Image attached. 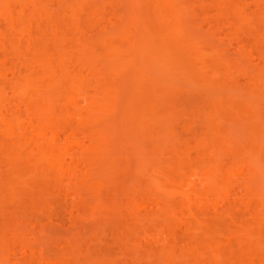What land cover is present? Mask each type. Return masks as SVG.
<instances>
[{
    "label": "bare ground",
    "instance_id": "obj_1",
    "mask_svg": "<svg viewBox=\"0 0 264 264\" xmlns=\"http://www.w3.org/2000/svg\"><path fill=\"white\" fill-rule=\"evenodd\" d=\"M52 1L0 0V35L2 36L0 38L3 39H0V52L6 53L5 60L0 61V249L6 252L4 256L2 255L3 257L0 256V264H14L20 254L25 257L24 249L28 246L27 241L23 240L22 230L19 231L20 224H16V219V223H14L17 228L15 229L13 225L12 230L9 229L12 226L6 227L11 221L8 222V225L5 222L11 219L9 215L20 217L21 214H17L18 212L15 211L19 208L18 204L25 205L26 202L29 204L32 202V205L37 206V210L44 204L45 207L42 208H46L47 195L51 190H66L63 193L66 195L67 190L75 188L76 184L73 181L75 178L83 177L85 182V172L90 171V169H85L91 162L85 158L90 159V156L87 155H92L93 152V155L96 154L94 156L96 158L97 151H99V147L96 145L101 140V135L97 132V126L102 120V113L100 112L115 108L114 103H116L117 98L116 90L113 87L115 75L120 74L128 77L129 74L131 76L134 74L133 72L139 71V74L130 78L128 83L129 97L127 96L126 114L129 116L152 117L155 112L153 96L171 94L176 89V85L179 84L178 86H180L182 83L187 89H197L200 94L206 96V101L202 105L205 107V111L200 119L205 123L210 135L217 137L220 130L218 122L233 116L246 117L249 113L255 114L252 117L255 120L253 121V132L256 133L264 128V124L256 118L264 112V107H261L257 100L261 95V87L264 89V74L253 72L250 74L249 72L248 81L245 80L246 85H248V92L242 95L231 87L241 82V78H237L238 74H236L237 71L239 72L241 63L239 66L238 62L234 63L226 57L217 55L215 45L212 46L209 43L210 47H207L206 42L205 44L201 41L202 39H198L200 37L195 36L194 32L191 33L190 26L186 27V23L182 24L181 18L183 17L181 15L184 12V16H186L188 12L187 8H181V6L183 7L181 4H184L183 1L132 0V4L128 3L129 13L121 15L120 12V16H116L117 21H120V30L115 33L111 31L108 33L103 30H101L103 32L100 31L101 33L98 32L97 35L101 34L99 42L102 49L93 50V52L90 51L92 41L86 38L88 29L90 32L92 29L88 27H93L100 22L101 9L99 7L108 5L111 0ZM123 1L120 0V2ZM142 1L143 4L144 2L148 4L144 10L140 8L141 5L140 7L135 6ZM233 1H213L217 18H215V23L222 26L225 24L227 30L232 29L236 33L243 30L251 32L255 45L252 44L259 49L253 48L259 52L255 56H259L260 63L264 65V20L262 26L260 24L259 27H256L249 20L250 13L246 12L248 11L245 9L246 3L243 0ZM250 1L259 5L260 9L264 8V0ZM124 3L128 5L126 1ZM12 7L15 8V13H13ZM133 7L136 9L134 10ZM98 9L99 11H97ZM111 9L113 10L112 7ZM184 9L187 11H183ZM219 18L224 22L218 21L221 20ZM79 19L86 22L85 26L79 23ZM95 29H97L96 26ZM98 53L102 54L104 59L108 61L103 73L94 58ZM223 56H225L224 53ZM237 79L240 81L238 82ZM225 82L230 83L231 86ZM182 84L181 86H183ZM185 86L183 88L186 89ZM259 88L260 90H258ZM240 96L245 97L242 104L239 101ZM76 117V122L72 123ZM138 122L144 126L153 124V120L150 121L147 118H141ZM79 131L87 136L89 146L82 147L80 137L76 134ZM214 142H196L191 149L186 147L183 149L182 147L173 150V156H171L172 158L175 156L172 160L175 162L171 161L170 168L175 169L173 172H178L181 176L179 179L177 177V181L171 175H167L170 176L169 178L164 176L162 183L161 180H153L155 185L158 184V188L171 199L160 200L150 192L144 193L143 197L137 198L135 194V198H130V195L128 201L125 199L128 207L131 208L132 206L131 209H128L130 211V214H127L128 220L125 219L128 229L137 226L140 211H147L153 205L159 207L158 210L166 223L164 229L159 228L161 232L159 238L161 237L165 243H158L160 239H154L151 242L146 239L145 242L143 241L144 243L138 242L137 244V247L144 251L146 259L154 264H199V257H202L204 264H264V136L252 138L249 142L250 151L245 158H239V161L232 159L228 162L227 160L226 165L223 164L222 158L215 159V154L209 153L210 150L208 149H214ZM75 147H82L78 154H76L78 151ZM96 147L98 150L94 151ZM188 149L191 151L193 149V153ZM220 160L222 161L221 164H219ZM81 166L85 168V172L79 175ZM195 174L202 185L203 192L197 193L196 191ZM239 176L243 178V183L246 181L244 186L245 184L250 186L246 185L245 191L247 192H241L244 199L243 201L241 199V204L235 202L239 203L236 205L234 202H230V199H233L230 194L236 195L234 191L240 190L235 189L238 187L236 184ZM19 186L21 191L17 188ZM26 190L29 192L30 190L32 192L34 190H36L35 192L41 191V198L39 197V200L42 199L41 204L37 205L36 200L38 198L32 197L36 199L33 201L32 198L26 199V196H30V194L26 195L29 193ZM25 191L26 193H24ZM208 193L213 196L210 195L213 200L208 197ZM65 195L63 196L65 198L70 196ZM176 195L186 198L187 201H178ZM229 196H231L230 199ZM236 197L238 196L236 195ZM23 200L24 202L27 200L25 204ZM197 200L199 203H195L198 202ZM9 202L17 203L16 205L13 204L15 208L11 207L13 206L12 203L8 206ZM205 202L207 207L204 206L206 205ZM194 204L198 206L196 207ZM193 206L196 208H192ZM208 206L213 211H217L219 206H223L221 211L225 210V212L218 210L213 213L208 209ZM237 206H240L241 210L246 209L244 210L246 213H250L249 219L247 216L241 219L239 215L237 216V212L236 214L232 213L233 216H229L230 212L228 211ZM25 207L21 208L24 209ZM205 207L211 212L210 216L205 214L203 219L195 220L194 232L189 235L191 243L185 244L177 252L174 245H169V241H171L169 235H172L174 230L173 223L176 213L178 210L184 211V209L193 212L197 211L198 208L201 211ZM37 210L35 208V211ZM57 211L56 213H58ZM201 212L202 214L205 213V211L204 213ZM220 213L223 215L227 213L229 219L224 221ZM25 215L22 216L23 219H25ZM23 219L21 220L23 221ZM57 221L59 222V220ZM30 224H28L31 226L30 228L36 226L33 225V222L32 225ZM222 232H224L223 235L226 240L224 247H227V251L219 246V237ZM126 234V236L122 234L121 242L117 244L115 243L119 241L121 236L118 234L119 237L117 238L114 237V234L112 235L114 241H117L115 243L110 241L114 249H109H113L114 253L120 252L119 254L113 253V257L110 254L111 250L110 253L108 250L101 254V257L100 254H96L97 257H93L97 259H93L92 254H89V249L86 248L87 254L84 252L86 259H83L85 263L83 261L81 263L120 264L123 260L119 257L120 262H118V255L129 257L127 251L134 250L132 243L135 239L129 237V230ZM173 237L175 238V235ZM235 242L238 244L236 248L235 245H231ZM72 244L71 250L67 249L70 250L69 252L56 254L58 255L56 260L45 253H38L37 255L33 249L26 264H79L78 261H80L79 258L82 257L83 252L80 256L74 254L79 252L75 249L72 251ZM75 246L77 247V245ZM115 246L120 248L117 250ZM27 249L29 250V248ZM80 250L82 251V249ZM115 250L117 251L115 252ZM233 252H237L238 256L235 258L226 256L227 253ZM28 253L27 251L26 254ZM130 257L132 258V256ZM126 258H123L125 261L122 262L123 264H128V261H131L130 258L128 261Z\"/></svg>",
    "mask_w": 264,
    "mask_h": 264
},
{
    "label": "rangeland",
    "instance_id": "obj_2",
    "mask_svg": "<svg viewBox=\"0 0 264 264\" xmlns=\"http://www.w3.org/2000/svg\"><path fill=\"white\" fill-rule=\"evenodd\" d=\"M125 1L127 2V4L128 3L132 4V0H124L123 2ZM181 1L184 2V4L183 3L181 4L183 5V7L181 6V8L188 9L186 16H184L185 15L184 12H183L184 14L182 13L183 16L181 15V17H183L181 18L182 24L184 25V23H186L185 24L186 27L190 26V28L189 27L188 28L190 29V31L192 30L191 33L194 32V34H196L195 36L200 37L198 39L200 40L202 39L201 41L204 43L206 42L207 44L206 43L205 44L207 47L210 45L209 43H211L212 46L215 45L214 48L216 47L215 51L218 53L217 55L226 57L227 59L231 60V62H234V63L238 62L237 64L239 66L241 63V66H240L241 70L239 68V72L237 71L236 73L238 74L237 78L239 77L241 78V79L239 78L241 82L237 83L236 85H232V86L230 83H226V82L225 83L227 85L230 84L229 86L235 88V90H237L240 95L248 92V87H247L248 85H246L247 84L246 81H248L247 78L250 76V74L252 72L258 73V74L259 73L264 74V70H263L264 65L260 63L261 60L258 59L259 56H255V55H258L259 52L256 50L258 49V47L257 46H256L257 48L254 47L255 44L253 43L254 40H253L252 33L248 31L246 32L244 30L242 32L239 31L236 33L232 29L227 30V26L225 27V24L224 26L220 24H216L215 23L216 21L215 11L216 10L214 8V2H213L214 0H181ZM243 1L246 3L245 9L248 10L246 12L250 13L249 20L256 27H259L260 24L262 26L263 24L262 21L264 20V8L260 9L259 5L251 2L250 0H243ZM52 2H54V0ZM123 2H120V0L119 1L111 0L110 3H108V5L105 3L106 6L99 7L101 9L100 10L101 13L99 12L100 18H101V19L99 18L100 22L96 23L97 21H99L97 20L95 22L96 24L93 26L94 28L92 26L88 27V28L93 29V30L91 29L92 33L90 32V29H88V33H86L88 35V36L86 35V38L92 41V46H91L90 51L93 52V50L98 51L102 49L101 48L102 46L99 42V37L101 35L100 34L101 32L107 31L109 33V31H111L115 33L120 30L121 25H119L120 21L119 20L117 21V17L120 16L119 15L120 12H121L120 13L121 15L122 14L125 15L129 13V10H130L129 4L126 5L125 3L123 4ZM139 3H140L139 5H135V6L140 7L141 5L140 8L143 10L148 7V4L146 2H144L145 5L143 4V1ZM111 7L113 8V10L111 9ZM115 7H116V10H115ZM103 9L104 11H102ZM135 9L136 7L134 8V10ZM185 10L186 9H184L183 11ZM97 11H99V9ZM15 12L16 10L15 8H13V13ZM1 20L4 21L2 18ZM78 21L79 23H82L83 25L86 24L84 20L79 19ZM218 21L224 22L222 19ZM95 26L97 29H95ZM98 32L100 33L97 35ZM0 37L2 36L0 35ZM228 38L229 39L231 38V39L229 40ZM0 39L3 40L2 38ZM253 48H256V49L253 50ZM223 53L225 56H223ZM99 55L102 56V54L98 53L97 56H94V58H95V61L99 64L100 70L103 73V70L105 69L104 67H106L108 61L107 59L106 60L104 59V56L100 57ZM5 58H6V53L0 52V61L3 59L5 60ZM6 64H10V63H6ZM133 73L134 74H132L131 76L129 74L128 77H124L123 75H120V74L115 75L113 77V83H114L113 87L115 88L116 94H117V98L115 100L116 103H114L115 108L111 109L110 111L100 112L102 113V120L100 124H98L97 126V132L101 135L100 136L101 140L96 145L97 147H99L98 148L99 151H97L98 153L95 152L97 153V157H96L97 160H95L96 158H94V156L96 155V154L93 155L94 152L92 155H87V156H90V159L87 157L85 158L87 161L90 160L91 162L90 161H89L90 163L88 162L89 166H86L87 167L86 169L82 168L81 166L80 169L82 171L81 170L79 171L81 172L79 173V175L85 172L84 169L85 170L90 169V171L88 170L87 172H85L86 173L85 174L86 178L84 177L86 179V180L84 179L85 182L82 179L83 177L81 178L80 176H78L77 178H75V180H73L75 182L74 184H76L75 188L76 187L77 188L69 189L67 190L68 193H66V195L68 194L73 197L72 198L70 196H67L66 198L63 197L65 195L63 193H65L66 190L64 191L51 190V192H49V194L47 195L48 203L46 205V208H42V207H45L44 206L45 204H44L43 206L40 207V209L42 208L41 210L38 209L39 212L37 210L36 205L33 204L34 205L33 206L32 202L29 204V202H26L27 200L25 201L26 202L25 204L24 202L25 199L23 198L24 199L23 202L25 205L20 203V205L18 204L17 206L19 208L25 207V206L26 207L24 209L21 208L19 210V208L16 206L18 209L16 208L17 210H15L16 213L18 212L17 214H21L19 215L20 217L11 215L13 217L12 218L9 215L11 219L7 220L8 218L7 216V218L5 217L7 221H5V218H4V221L7 222L6 223L7 225H8V222L11 221L14 223L15 220L17 219L16 220L17 223L16 222L15 223L17 225L20 224L19 231L22 230L21 234L23 236V240L27 241L26 243L28 246L27 248H29V250L27 248L24 249L26 251V252L24 251L26 258L23 257L22 254H20L17 262H14V264L28 263L27 262L29 258L28 256L30 255V253L33 252V249L35 251L34 253H37V255L38 253H45V254L50 255V257H54L55 259L56 257H58V255L62 254V252L63 253L65 251L67 252L68 248L71 250V247H70L71 243H73L72 251L78 250L79 252V253L75 252L74 254H79V256L83 254L82 257L80 256L79 258L80 260L78 261L80 262L79 264H82L81 263L82 261L83 263H85V260L83 259L86 257L84 255L87 254L86 248L89 249V254L91 253L92 257L96 256V254L98 255L100 254L99 256L101 257V254H104L108 250H109V253L111 250L110 254L112 256L114 254L117 255L120 252L119 253L113 252L114 247L111 244L112 242L115 243L117 240L114 241L112 235L114 234V237H117V238L119 237V235L121 236V238H119V241L115 243L117 244L121 242L120 239H122V234L123 236L127 235L126 233H128V230H129V237H132L135 239L132 243L134 246V250L133 251L130 250L131 252H129V250L127 251L128 252L127 254L129 255V257L127 255H123V256L121 255L122 257L118 255V260L117 259L116 260L120 262L119 257L122 258L123 261L120 262L121 264L122 262H125L123 258L127 257L126 258L127 261L131 259V261H128L129 263L132 262V259H134L133 260L134 264H154L152 261L146 259V257L144 256V251L140 249L139 247H137V244L138 242L144 243L146 239L147 241L149 240L150 242L153 241L154 239H160V240L162 239L161 237L159 238V234L161 233L159 228L164 229L166 227V223L161 213L158 210L159 207L157 205H153L151 208L147 209V211L146 210H143V212L140 211V213H138L139 222L137 223V226L128 229V226H126V223H125L126 221L125 219L128 220L127 214H130V211L128 209H131L132 206L131 208H129L127 205L128 203H126L125 199L127 200L128 196L130 195H131L130 198L131 197L135 198L136 195L138 198L139 196H142V195L144 196L145 195L144 193L147 194L148 192L152 193V195L155 198L160 199V200L171 199V197L169 198L168 195H166L164 192L160 190V188H158L159 187L158 184L155 185L153 180L158 179L159 181L161 180V183H162V181L164 180V176H167V175H171L172 178L174 176L175 177L174 179H176V181H177V177L179 179V176H181L180 173L173 172V170L175 169L170 168L171 163L175 162V161H172L175 158V156L172 158L173 150L175 151V148L183 147V149H185L184 147H186V148L191 149L192 146L196 142L212 143L215 141L214 149L213 148L208 149L210 150L209 153L215 154L216 156L215 159L222 158L224 162L223 164L226 165L227 160L228 162L232 161V159L233 160L236 159L239 161V158H242V157L245 158V156H247V153L250 151L249 142L252 140V138H254L255 136H262V137L264 136V128L260 129L256 133L253 132V127H254L253 121H255L252 118L253 116H255V114L253 113H249V115L246 117H234L233 116L232 118H228V119L218 122L217 124L220 130L218 132L217 137L210 135L205 123H203V120L200 119L202 118L201 116L204 114V111H205V107H202V105L206 101V96L200 94L197 89H187V87L183 85L182 83L181 84L185 86L186 89L183 88L181 84L180 86H178L179 85L178 84L176 85L177 90L173 88L174 92L171 94H165V95L161 94V95L153 96L155 112L153 116L151 115L152 117L148 118L149 116L146 117L144 115L129 116L126 114V111H127L126 106L128 105L127 100L129 97L128 83L130 81V78L139 74V71L137 70ZM239 79H237L238 82L240 81ZM167 81L169 82L170 80H167ZM258 90H260V88ZM260 91L259 92L261 95L258 97L257 100H258V103L261 105V107H264V93H263L264 89L261 87ZM244 98L245 97L243 96L239 97V101L241 102V104L243 103ZM141 118L143 119L147 118L148 120L150 119V121L152 119L153 124L150 126L149 125L144 126L142 124H139L138 120H140ZM256 118L258 121H261L264 124V112L259 114V116H256ZM76 119L77 117L74 118L72 123H75ZM76 134L78 137H80L81 143L83 145L82 147L89 146L88 138L83 132L79 131L78 133L76 132ZM82 147H75L76 151H78L76 154H78L79 151H81ZM97 147L94 149V151L98 150ZM176 150H179V149H176ZM193 151L194 150L192 149L191 152L193 153ZM91 159L92 160L94 159L95 161L94 160L92 161ZM221 163L222 161L220 160L219 164ZM244 172H242V174H244ZM196 174L194 178V180L196 179L195 183L197 185L196 191L197 193L198 192L200 193V192H203L202 191L203 188ZM240 176H239L240 181L238 179L237 180L238 183L236 182L237 183L236 186L238 187L235 188V189H240V190L234 191L238 197H236L234 193L232 194H234L235 196L232 194H230L232 197L229 196V199L230 197L233 198V199H230V202L231 203L234 202V204L236 205L241 202V199L243 201L244 197H242L243 195L242 193L247 192L245 191L247 189L246 185L250 186L249 184H245L244 186V183L246 182L245 178H244L245 182L243 183V180H242L243 178L242 177L240 178ZM94 186L95 187L97 186V187L95 188ZM168 186H170V184ZM17 188L20 191L22 190L20 186ZM26 191L29 192L28 190ZM26 191L24 193H26ZM35 191L36 190L32 192L30 190V192L26 194V195L30 194V196L27 197L25 195L26 199L32 198V197L38 198L37 200L32 198V201L36 200L37 205L38 204L40 205L42 202V199L39 200V197L41 198L40 196L41 191H38V192H35ZM35 193H38V194H35ZM209 193H208V197L211 200H213L212 199L213 196L210 194L212 196L210 197ZM240 195L242 198L240 197ZM236 198H239V199H236ZM177 200L180 202L187 201L186 198H182V197H177ZM36 201H34V203ZM197 201L198 202H195V201L194 202L199 203V200ZM235 202H239V203H235ZM11 203L12 202H9L8 206L11 205ZM13 204L14 203H12V205ZM208 204L210 203L208 202ZM14 205L11 207H14ZM195 205L196 204H194V206ZM57 206H58V209H57L58 211L56 210ZM194 206L192 208H194ZM197 206L198 205H196V207ZM204 206L207 207V203ZM206 207L205 209L207 211L208 209L211 210V212L213 211L212 209H210L211 207L208 206V209ZM221 207L219 206L218 210L224 213L225 210L221 211L223 210ZM239 207L237 206L233 210H231L233 212L228 211L230 212L229 216L232 215V213L236 214L237 212V216L239 215L241 219L246 218V216H247V219H249L250 213H246L244 211L246 209L241 210ZM35 208L37 211H35ZM44 209H47V210H44ZM205 209L201 210L203 211V213L205 211L204 214H202V212L198 208H197V211L195 210L193 212L191 211L188 212L184 209V211L178 210V212L176 213L174 223H173L174 230H173L172 235H169V239L171 240L169 241V245L170 246L174 245L176 247L175 250H177V252H179L178 250L181 247H183L185 244L191 243L189 235H191L194 232L193 225H194L195 220L203 219V216H205V214L210 216L211 212L210 211L207 212ZM49 210L50 212L48 213ZM56 211L58 213H56ZM62 212L63 214H60ZM24 214H26L25 219H23ZM220 214L222 215L221 217L224 219V221H227L229 219L227 213H225L224 215L222 213ZM27 215L29 216L26 217ZM45 217H46V220H45ZM28 218L31 220H29ZM21 219H23V221L25 222H28V224L31 223L30 225H32V222H33V225H36V226H33L32 228H30L31 226H29L28 224H25V222H23ZM56 219L59 220V222ZM11 222L9 226H6V227L9 228L10 226H12V228H9V229L13 230L15 223L11 224ZM17 225L15 226V229L17 228ZM28 229H30L31 231ZM224 232H225V229H224ZM224 232H222L221 233L222 235L219 237L220 245L219 244L218 245L221 246L222 249L227 251L226 250L227 247L226 248L224 247L226 246L225 245L226 240L224 239L225 236L223 235ZM173 235H175V238L173 237ZM160 240H158V243H165L163 239L162 241ZM109 242H110V245H108ZM75 245H77L78 248ZM231 245L233 246L235 245V248L238 247V244L236 242L234 244L232 243ZM83 248H85L86 250H84ZM109 248H113V249H109ZM118 248L120 247L117 246L115 249L118 250ZM80 249H82V251ZM0 250H1L0 256L2 255L4 256L6 253L4 252L5 250H2V249ZM117 250H115V252ZM27 251L29 252L28 254H26ZM81 252L83 253L81 254ZM84 252L86 254H84ZM129 253L130 254L132 253V254L130 255ZM79 256L77 255V257ZM130 256H132V258ZM226 256L229 258H235L238 256V253L237 252L227 253ZM93 259H97V258L93 257ZM133 262L130 264H133ZM198 263L204 264L202 257L198 258ZM124 264H127V263H124Z\"/></svg>",
    "mask_w": 264,
    "mask_h": 264
}]
</instances>
